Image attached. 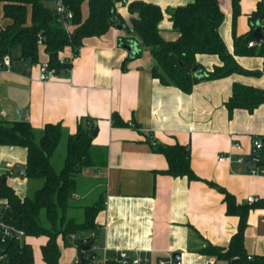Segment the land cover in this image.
Listing matches in <instances>:
<instances>
[{"label":"crops","instance_id":"crops-1","mask_svg":"<svg viewBox=\"0 0 264 264\" xmlns=\"http://www.w3.org/2000/svg\"><path fill=\"white\" fill-rule=\"evenodd\" d=\"M133 1L137 0H122L117 5L123 21L117 25L125 24L126 29L112 26L102 36L84 39L78 57L70 61L71 69L55 74L48 83L39 80L41 63L49 61L44 48H40L38 62H31L30 72L18 67L23 62L19 60H14V72L0 71V122L16 121L15 103L22 112L21 120L33 127L37 142L47 125L60 124L59 145L65 146L66 154L70 137H79L80 130L93 133L98 127L92 144L106 152L105 164L79 174L75 202L91 206L83 203L96 192L94 203L103 202L96 217L99 234L93 249L99 257H113L117 249H124L149 255V264H160L170 256L182 264H207L210 258L221 264L201 252L208 243L228 248L240 228L239 217L227 213L221 189L237 204L251 207L245 249L249 256H264V177L250 175L249 168L237 162L241 155L255 152V138L264 139V104L254 112L235 109L231 117L227 107L235 84L264 90V59L236 56L243 69L261 75L234 73L202 81L190 94L164 85L152 74L155 61L150 49L139 39L129 38L132 14L128 5ZM141 1L164 10L161 35L176 41L180 34L173 29L169 10L194 0ZM261 1L241 0V13L234 18L232 0H218L225 16L219 33L230 53H234V34H253L260 25L264 35V21L253 25L250 19ZM82 7L87 19L88 2ZM0 22L9 24L2 3ZM125 38L126 43L122 42ZM133 42L140 51L137 57L123 47ZM72 57L70 47L59 53L61 61ZM197 57L209 71L222 65L216 55ZM119 120L128 126L118 125ZM155 144L189 147L191 167L199 180L164 174L169 163L164 154L154 150ZM222 155L230 159L219 161ZM27 158L24 147L0 145V179L21 199L30 195V187L38 190L43 186L41 180L32 186V180L18 176L16 166H27ZM249 197H257L259 202L249 204ZM26 242L35 251L34 264H46L42 247L48 238L29 237ZM58 244L63 252L59 263L77 264V246L65 247L61 236Z\"/></svg>","mask_w":264,"mask_h":264},{"label":"trees","instance_id":"trees-1","mask_svg":"<svg viewBox=\"0 0 264 264\" xmlns=\"http://www.w3.org/2000/svg\"><path fill=\"white\" fill-rule=\"evenodd\" d=\"M73 12L72 33L69 34L54 8L52 0H0L4 7V17L9 24L0 29V61L5 55L13 60H30L37 63L40 48L49 55V66L56 74L71 69V63H62L59 53L70 47L78 56L84 39L102 36L112 27L110 20L123 22L117 13V5L122 0H64ZM88 2L89 16L83 17L82 5ZM241 0H232L233 14L236 18L240 12ZM132 14L129 28L130 39H139L142 46L150 49L155 65L152 69L154 78L164 85L178 87L186 94L193 92L194 86L206 80H217L234 73L261 75V72H249L236 61V56H260L264 59V41L249 47L254 41L252 32L247 35L234 34V53H230L223 41L219 29L224 22L218 0H194V2L169 10L174 31L180 34L176 41H168L161 35L160 24L165 12L157 4L141 0L128 5ZM252 24L264 21V0L259 2L258 9L251 15ZM264 27V26H263ZM43 39V46L38 41ZM122 42H128L123 39ZM124 43V44H125ZM19 51V57L15 52ZM140 55V51L135 55ZM198 55H216L222 62L212 71L198 63ZM183 64V66L181 65ZM198 66V75L193 69ZM233 96L228 102L230 117L235 109L254 112L264 104V90L250 86L235 84ZM118 125L128 126L119 120ZM79 137H70L67 145L66 161L63 169L57 172L51 163L62 140L60 124L47 125L42 137L37 142L35 131L30 123L20 120L0 122V145L20 146L27 149V175L29 180H41L43 186L32 196L21 199L6 183L0 179V210L3 219L25 231L27 238H48L42 247L43 259L46 264H60L62 250L58 244L61 236L65 247L76 245L79 257L84 234L96 235L89 243L97 242L99 227L96 217L103 209L99 201L91 206H80L75 202L78 193V176L85 168H101L105 164L106 152L93 146L92 132L80 130ZM153 146V145H152ZM154 150L166 156L169 167L164 174L174 178L187 177L199 180L191 167L189 147L176 144L173 146L155 144ZM264 158V150L261 152ZM227 213L239 217L237 233L232 237L228 248L208 243L202 253L215 257L221 264H264V256H249L245 249L244 233L248 225L251 207L239 205L235 198L226 191ZM80 212V213H78ZM75 236L73 239L72 237ZM6 257L0 264H34V249L26 241L13 242ZM89 249L86 258L93 256Z\"/></svg>","mask_w":264,"mask_h":264},{"label":"built area","instance_id":"built-area-1","mask_svg":"<svg viewBox=\"0 0 264 264\" xmlns=\"http://www.w3.org/2000/svg\"><path fill=\"white\" fill-rule=\"evenodd\" d=\"M54 3V10L56 14L59 17V21H61L62 25L66 29V31L71 34L72 33V24L71 20L73 19V12L69 9V7L66 5L64 0H52ZM2 27V23L0 22V29ZM40 46H43V39L40 38L38 41ZM258 45L257 42L251 41L249 43V47H254ZM78 56H75L73 54V57L69 61H61L62 63H67L74 58ZM40 75L39 80L42 83H48L52 80V77L56 74L53 69L49 66V61L43 62L40 65ZM16 69V66L14 64V60L11 57V55H5L1 61H0V71H6V72H14ZM253 145L255 152L250 155H241L237 162L241 166H246L247 162L252 163V166H249V174L250 175H256V176H263L264 177V158L261 155V152L264 150V139L261 138H255L253 140ZM237 149H241L242 147L237 145ZM226 159H230L228 155H222L219 159V161H224ZM240 172V171H239ZM249 204H254L259 202V199L257 197H249L248 199ZM92 238H95V234L93 233ZM73 239L75 236L72 237ZM27 239V234L24 230L19 229L9 223H7L3 219V211L0 210V246L5 247L6 245H10L13 242H24ZM89 238L83 239V243L86 245L89 244ZM94 246H92V249H94ZM93 256L89 259V262H87L88 258H86V264H149L151 262L150 256L147 254H142L139 252L130 253L127 250L124 249H117L115 252V255L113 257L103 256L99 257L97 253L93 251ZM7 254H5L1 259L6 257ZM0 259V260H1ZM77 264H80V257L77 259ZM160 264H182L180 261H178L175 256H170L169 260L167 261H160ZM207 264H216V260L214 258H210L207 261Z\"/></svg>","mask_w":264,"mask_h":264},{"label":"water","instance_id":"water-1","mask_svg":"<svg viewBox=\"0 0 264 264\" xmlns=\"http://www.w3.org/2000/svg\"><path fill=\"white\" fill-rule=\"evenodd\" d=\"M110 23L112 26H118V28L120 29H126L125 24L124 25H117V22L114 21L113 19L110 20ZM255 31L253 32L252 36L255 40H257L258 42H262L264 41V35L262 32V28L260 27V25H257L255 27ZM123 47L125 49H127L129 52H131L133 55H136L139 52L138 49V44L136 42H133L132 44H125L123 45ZM181 65L183 66V64L181 63ZM21 70H27L28 72H30L31 70V61L30 60H25L23 61L19 66H18ZM193 72L195 73V76H197L198 78H202V75H198V66L196 65L195 68L193 69ZM15 106V120L16 121H20L22 118V112L18 109L17 105L15 103H13ZM98 130V127H95L92 136L94 137L96 135V132ZM247 167L252 166V163L247 162L246 164ZM16 169L18 170V176L21 177H26L27 175V166L25 165H17ZM5 179L1 180V183H5ZM94 245V243H89L88 245L84 246L82 248V254L80 256V264H86V253L89 249L92 248V246ZM11 245H6L5 247H1L0 246V259L7 254V252L9 251Z\"/></svg>","mask_w":264,"mask_h":264},{"label":"rangeland","instance_id":"rangeland-1","mask_svg":"<svg viewBox=\"0 0 264 264\" xmlns=\"http://www.w3.org/2000/svg\"><path fill=\"white\" fill-rule=\"evenodd\" d=\"M53 5H54V3L53 4L50 3L51 7H54ZM19 55H20V52L16 51L15 52V56L19 57ZM65 159H66V148H65V146H62V144H61V145H59L55 155L52 157V165L56 169L57 172H60L63 169L65 161H66ZM32 181H33L32 184H31L32 186L37 185V180H32ZM30 190L31 191H30V195L29 196H32L34 194V192L36 191V187H30ZM79 194L81 195V193H79ZM96 197H97V192L91 194V196L86 198V200H85V202L83 204L86 203V205H92L94 203V199ZM78 204H80V203H78ZM78 213H80V212H78ZM92 235H93V233L92 234H84L83 235V237H84L83 239H85V238L91 239L93 237ZM95 237H96V235H95Z\"/></svg>","mask_w":264,"mask_h":264}]
</instances>
